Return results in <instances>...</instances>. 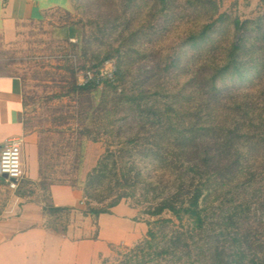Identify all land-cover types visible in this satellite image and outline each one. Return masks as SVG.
<instances>
[{
  "label": "trees",
  "instance_id": "trees-1",
  "mask_svg": "<svg viewBox=\"0 0 264 264\" xmlns=\"http://www.w3.org/2000/svg\"><path fill=\"white\" fill-rule=\"evenodd\" d=\"M86 2L82 8L96 13L92 23L98 31L92 30L99 33L101 28L110 35L105 52L87 46L97 32L87 40L76 25L53 32L79 60L80 67L66 59L61 98H69L74 107L69 118L58 120L72 123L77 172L86 142L107 147L85 181L72 184L83 192V217L98 221L112 215L143 182L141 159L176 179L175 192L144 213L155 219L146 222L143 245L153 253L144 258L153 262L180 256L181 264H241L246 249L249 255L261 254L254 238L257 230L249 229V238L239 222L247 224L242 215L251 212L241 196L264 167V108L258 106L264 101V15L241 22L220 14L222 0ZM72 40L77 44L69 45ZM109 62L116 68L112 82L78 88L81 74H98ZM148 62L159 64L147 71ZM132 124L136 131L124 139ZM39 156L43 183L47 178L40 149ZM54 185L41 184L44 196ZM29 186H21L18 197L26 196ZM145 187L155 190L151 184ZM216 204L231 211L226 222L232 227V249L219 244L226 231L217 235L209 228ZM44 205L47 227L66 235L75 211ZM166 214L171 218L163 219ZM185 222L190 231L181 228ZM249 264H264V259L254 256Z\"/></svg>",
  "mask_w": 264,
  "mask_h": 264
},
{
  "label": "rangeland",
  "instance_id": "rangeland-1",
  "mask_svg": "<svg viewBox=\"0 0 264 264\" xmlns=\"http://www.w3.org/2000/svg\"><path fill=\"white\" fill-rule=\"evenodd\" d=\"M86 1L70 0L71 9L69 13L56 12L49 14L42 22L30 26L18 44H14L7 50H4V52L0 51V67L4 68L14 77H18L24 85L23 123L25 133L38 138V148L43 156L44 173L47 178L41 184L49 185L57 182L72 185L78 175L76 153L72 144L74 133L70 130L71 127H69L72 123H59L58 120L60 118H69V115L73 111L70 107H74L69 98H61V95H63L61 88L66 87V83H62L61 80L63 77L67 78L65 71H63L66 59L70 60V63L74 66H79V60L74 57L70 46L68 47L66 43L54 38L53 32L55 29L76 25L84 30L86 40L87 35L90 37L91 33L97 32V24L93 25L92 23L96 13H88L86 12V8H82L87 5ZM225 13L238 18L241 22L255 20L264 15V0H222L220 3V14ZM103 24H101V27ZM92 27H95L97 31H93ZM100 31V34L97 32L96 37L89 39L87 46L93 51L105 52V46L109 44L106 43V39L110 35L103 33L101 28ZM57 32L59 33V31ZM68 35L67 31L64 32V38H67ZM76 44L77 40H72L69 45ZM166 48H170L169 44ZM154 63L159 64V62L145 63L146 70L149 71L153 68V65L156 66ZM137 71L134 74L133 81L136 78ZM250 79L252 80V77ZM262 98L264 99V96ZM258 106L259 108H264V101ZM130 128V130L124 132V139L130 138L136 131L137 126L132 124ZM98 145L104 151L107 148L105 143ZM124 159H127V157H124ZM94 163L95 157L90 154L86 164L87 171L91 172L94 169ZM139 163L143 170V182H140L137 188L129 191V198L122 204L137 212L135 222L145 225L148 232L146 222L153 223L155 219H151L145 215V211L151 206H156L157 202L162 201L170 193L175 192L176 179L166 169H152V164L141 159ZM85 179L86 177L84 181ZM148 184L155 186V190L147 191L145 186ZM116 189L115 193L118 192ZM43 191L40 185V196H44ZM242 200L247 202L251 212L242 215V218L245 219L244 222H247V224L241 222L239 224H241L242 230L249 238L250 234L248 230H257L254 238L260 242L262 252L261 254L249 255V251L246 249V260L241 264H249V261L254 256L264 259V167L257 171L255 181L245 191V194L241 196V202H243ZM230 213L231 211L227 205L226 207L220 204L214 205L211 211V226L209 227L217 235L226 231V236L219 244L227 249L233 248V244L230 241V233L233 234L232 227L230 224L227 225L226 222ZM162 218L170 219L171 216L166 214ZM92 224L94 225V223ZM181 228H186L183 231H190L191 229L186 222ZM91 236L86 234L82 238ZM117 237L116 243L130 242V239L123 231H120ZM145 239L146 235L135 243H125L113 247L110 250V256L101 264H142V262L144 264H157L158 262L160 264H181L180 256L163 257V259H157L153 262L148 261V258H144V255L147 256L150 252L144 248ZM150 253L153 252L151 251ZM141 260L144 261L140 262Z\"/></svg>",
  "mask_w": 264,
  "mask_h": 264
},
{
  "label": "crops",
  "instance_id": "crops-1",
  "mask_svg": "<svg viewBox=\"0 0 264 264\" xmlns=\"http://www.w3.org/2000/svg\"><path fill=\"white\" fill-rule=\"evenodd\" d=\"M70 3V0H0V51L18 44L30 26L42 22L49 14L69 13ZM3 71L0 72V153L12 140L23 139L25 172L16 191L10 190L7 179L0 176V264H101L113 247L144 238L147 228L135 222L137 212L125 204L113 209L112 215L94 221L81 214L84 211L82 191L71 184L56 182L47 196L39 195L38 138L25 133L24 85L18 77ZM84 145L76 178L81 182L104 154L98 144L86 142ZM90 154L95 157L91 172L86 167ZM26 185H30L28 194L18 197L16 192ZM46 202L55 208L75 211L69 218L66 235L47 227L50 219L44 212ZM120 231L125 232L130 242L116 243ZM86 234L92 236L82 238Z\"/></svg>",
  "mask_w": 264,
  "mask_h": 264
},
{
  "label": "built area",
  "instance_id": "built-area-1",
  "mask_svg": "<svg viewBox=\"0 0 264 264\" xmlns=\"http://www.w3.org/2000/svg\"><path fill=\"white\" fill-rule=\"evenodd\" d=\"M115 63L109 62L98 74L87 72L78 77V88L84 89L91 85L100 86L103 80L113 81L115 78ZM24 140L15 139L9 142L0 153V176H5L9 189L16 191L19 182L24 177L25 162L23 159ZM16 182V183H13Z\"/></svg>",
  "mask_w": 264,
  "mask_h": 264
},
{
  "label": "water",
  "instance_id": "water-1",
  "mask_svg": "<svg viewBox=\"0 0 264 264\" xmlns=\"http://www.w3.org/2000/svg\"><path fill=\"white\" fill-rule=\"evenodd\" d=\"M3 177H4L5 179H7L5 176H3ZM13 183H16V182L13 181Z\"/></svg>",
  "mask_w": 264,
  "mask_h": 264
}]
</instances>
